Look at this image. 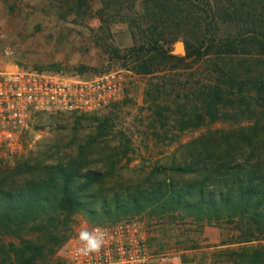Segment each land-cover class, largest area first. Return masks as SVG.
<instances>
[{"label":"trees","instance_id":"16d2710c","mask_svg":"<svg viewBox=\"0 0 264 264\" xmlns=\"http://www.w3.org/2000/svg\"><path fill=\"white\" fill-rule=\"evenodd\" d=\"M63 1L71 11L88 5ZM103 1L129 24L132 44L114 55L149 78V110L165 136L172 118L173 133L203 131L128 182L119 173L127 147L123 162L103 135L87 141L102 140L100 160L53 144L12 167L0 161V264H50L78 214L91 226L141 217L227 224L236 244L259 243L229 259L264 264V0ZM179 39L185 56L171 53Z\"/></svg>","mask_w":264,"mask_h":264},{"label":"rangeland","instance_id":"374dc122","mask_svg":"<svg viewBox=\"0 0 264 264\" xmlns=\"http://www.w3.org/2000/svg\"><path fill=\"white\" fill-rule=\"evenodd\" d=\"M87 1L88 5H83L81 10L71 11L68 9L71 4L63 0H0V69L18 64L23 68L84 77L121 71L124 76L122 98L93 114L60 113L33 117L20 135V147L15 153L0 149V161L12 167L14 159L20 155L36 153L53 144L65 147L64 152L71 149L74 156L78 148L83 149L85 160H100L102 156L98 150L104 145L102 140L98 141L101 144L97 148L90 147L87 141L91 135H103L110 147L118 149L119 159L123 162L127 160L121 153L127 147L131 162L123 167L122 162L119 173L123 181L128 182L136 175H142L144 170L148 171L151 164L171 153L178 143L199 136L203 130L173 133L172 118L165 136L156 121L157 116L149 110L151 97L145 93L149 78L133 73L129 63H123L114 55L116 49L122 55L132 44L129 24L117 22L111 2ZM180 41L171 45V51ZM5 51L11 54L5 55ZM103 123L104 129L101 128ZM230 123L216 127H228ZM156 129L158 137L152 135ZM136 221L154 254L179 255L183 264H234V259L228 256L231 251L259 244H236V231L227 224L210 223L200 228L189 222L171 224L167 220L148 217ZM89 225L82 214L76 215L69 239L80 227ZM67 242L59 248L50 264H69L64 249Z\"/></svg>","mask_w":264,"mask_h":264},{"label":"built area","instance_id":"2783aa9c","mask_svg":"<svg viewBox=\"0 0 264 264\" xmlns=\"http://www.w3.org/2000/svg\"><path fill=\"white\" fill-rule=\"evenodd\" d=\"M11 53L5 51V55ZM124 76L109 71L93 77L13 66L0 69V149L10 153L20 147V135L36 113L87 114L100 111L119 101ZM84 227H91L84 226ZM110 238L99 255L81 258L75 255V234L65 245L69 264H129L141 255L146 264H162L165 255L154 254L145 233L136 220L104 225Z\"/></svg>","mask_w":264,"mask_h":264},{"label":"clouds","instance_id":"9594fccd","mask_svg":"<svg viewBox=\"0 0 264 264\" xmlns=\"http://www.w3.org/2000/svg\"><path fill=\"white\" fill-rule=\"evenodd\" d=\"M110 232L104 226L99 224L91 227H80L75 233L77 246L75 255L81 258H87L99 255L103 252L109 238ZM129 264H146V259L141 255L130 258ZM162 264H183L179 255L164 257Z\"/></svg>","mask_w":264,"mask_h":264},{"label":"water","instance_id":"95a60500","mask_svg":"<svg viewBox=\"0 0 264 264\" xmlns=\"http://www.w3.org/2000/svg\"><path fill=\"white\" fill-rule=\"evenodd\" d=\"M171 53L173 55H177V56H185L186 54V49H185V45L183 43V41H180L177 46H175L174 50L171 51Z\"/></svg>","mask_w":264,"mask_h":264}]
</instances>
